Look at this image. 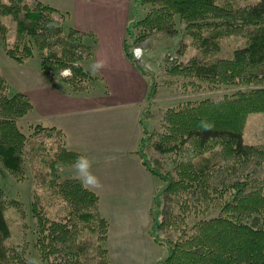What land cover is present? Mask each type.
<instances>
[{"label": "trees", "instance_id": "trees-1", "mask_svg": "<svg viewBox=\"0 0 264 264\" xmlns=\"http://www.w3.org/2000/svg\"><path fill=\"white\" fill-rule=\"evenodd\" d=\"M133 3V19L127 24L124 44L131 63L136 64L131 52L134 45L145 42L157 31L174 29L178 20L189 42L186 46L196 48L201 56L191 57L185 65H173L167 71L196 81V91L202 89L203 83L237 89L217 101L204 98L166 109L162 119L164 133L153 145L161 154L172 156L171 172L162 173L152 167L141 151L152 136L147 131L148 110L143 113V138L137 154L147 171L167 184L163 192L173 198L180 210L168 221L161 220L163 192L155 194L149 234L155 243L168 248L166 259L157 264H264V191L254 181L238 180L225 191H218L219 194H205L206 201L219 212L193 225L187 221L192 215L193 195L207 189L214 171L226 165L235 170L250 163L264 164V148L247 145L243 138L247 117L264 113V0L244 7L236 5V0H134ZM144 5H151L152 9L142 17L139 8ZM64 16L40 2L32 5L28 0H0V43L5 44L7 56L19 64L39 56L40 71L53 87L84 95L89 85L82 83L95 77L80 63L93 57L94 42H89L88 36L75 28L66 31ZM238 34L246 42L234 47L227 40ZM213 53L222 56L212 58ZM138 69L146 75L143 69ZM63 70H70L71 76L63 77ZM153 94L152 86L150 100ZM30 112L34 113L31 100L21 92H14L0 73V163L15 176H20L23 158L29 155L28 140L16 120ZM36 136L42 139L38 146L31 147V154H35L30 159H40L44 165V169L38 163V167L31 165L35 180L42 187V193L36 195L45 202L43 207L52 197L49 208L66 210L70 218L63 219L60 214L58 218L43 219L37 214L41 218L37 247L43 262L110 264L99 244L106 240L109 224L97 213L98 197L80 179L60 184L56 175L58 163L75 165L81 154L66 149L59 129L38 126ZM48 138L53 140L51 147L46 144ZM155 207L158 213L153 216ZM7 208L0 188V264H19L22 257H17L9 242ZM167 226L178 233L175 240L161 239L159 232Z\"/></svg>", "mask_w": 264, "mask_h": 264}, {"label": "rangeland", "instance_id": "rangeland-1", "mask_svg": "<svg viewBox=\"0 0 264 264\" xmlns=\"http://www.w3.org/2000/svg\"><path fill=\"white\" fill-rule=\"evenodd\" d=\"M28 1L32 5H34L35 2H38L37 0ZM258 2L259 0H236V5L244 7L255 5ZM133 4L131 7L132 9ZM151 9V5H144L139 8V11L143 17ZM131 19H133L132 15ZM63 21L64 29L66 31L73 28L66 21V15L64 16ZM182 29L183 25L177 20L174 29L157 31L153 35L149 36L145 42L140 43L139 45L136 44L131 49V52H133L136 47H140L142 45V51L140 54L141 57L137 59L134 57L136 62L135 66L136 68L139 67L146 72L145 76L150 88L152 86L154 88L152 100L147 98L145 103V109L148 110V116L146 118L148 127L147 131L149 133L152 132L153 137L151 136V140H149L147 145L145 144V146L141 148V151L143 149L142 153L147 156L150 165L162 173L172 171L173 168L170 164L172 156L168 154H161L159 151L154 149L153 144L158 141V136L164 133L162 128V119L166 109L168 107H175L185 101H196L204 98L217 101L222 99L224 95L231 94L237 90L231 89L232 87H216L213 84L209 85L207 83H203L201 86L202 89L196 91V81L183 75L170 74L167 71V68L173 65H185L191 57L196 55L201 56V53L198 52L196 48H189V46H186L188 39ZM13 34L14 32L12 31L10 34L12 39ZM234 36L228 37V43H232L234 47L244 45L246 40L241 37V34H238L237 37ZM87 39L91 43L92 41L94 42L91 38ZM128 43L130 44L131 42L129 41ZM4 46L5 44L1 42L0 73L4 78H7L8 81L6 78L5 80L14 92H20L18 91L19 89L30 85V81H32V71L39 66L40 57L36 56L30 60L29 64L21 65L7 56ZM222 53L223 55H226L225 51ZM214 56L222 55H214L213 53L212 58H214ZM80 65L84 67V69L90 71L91 62H89V60L82 61ZM90 73L92 72L90 71ZM61 75L65 78L70 77L71 72L70 70H63ZM92 76L95 77L94 75ZM87 83L89 85V90L85 92L86 95L104 92L108 93L109 91L108 86H106L103 82H98L97 78H92V80H89L88 82L84 81L82 84ZM191 84H194L195 86ZM238 89L244 90L245 87H238ZM16 123L28 140L26 150L29 151L30 156L26 155L23 158L24 164L20 176L13 175L0 163V188L2 190L4 201L8 207L5 211V215L11 231L9 242L13 244L11 248H13L14 253H17V257H22L19 264H45L37 247L38 223H40L41 220L37 214L43 217V219H49V217L58 218L60 214L62 217L64 216L63 219H70L68 218L69 212L66 210L65 212H60L58 209H50L49 206H51L50 202L52 197L50 198L49 196L48 197L51 200L50 202L49 200L46 201L48 206L45 205V207H48V211H45V207H43L45 202L40 201L39 196L36 195V193H42V187L36 182L35 179H37V177H34L31 165L35 164L38 167L40 164L39 166L41 168H43L44 165L40 159L31 160L32 156L35 154H31V147L37 144L39 145V141L42 139L40 136H36L37 127H50V125L46 124L45 121H41L35 113L31 112L24 118L16 120ZM245 123L246 124L243 130L244 142L247 145L264 148V113L250 114ZM144 137L146 138L147 135ZM46 142L48 147H51L53 140L48 138ZM66 149L68 148L66 147ZM36 163H38V165ZM75 166L76 164L66 166L58 163L56 175L60 184L69 179H79L76 175H73V173L75 174L74 169L77 168H75ZM231 167V165H226L225 167H222V169L214 171L212 177L207 181V189L205 191L200 189L195 195H193L192 198L194 199V202L191 204L192 215L189 216L187 220L189 224L193 225L199 219L213 217L219 212L217 207L206 201L205 194L207 193L214 195L215 192L217 193L220 190L225 191L226 187L231 183L238 180L243 181L245 179L254 181V184L262 187L264 191V164L257 165L255 163H250L235 170H232ZM154 179L155 184L157 185H155V187L158 188L155 189V194L159 192L162 193L167 184L156 177ZM87 190L92 192L89 188H87ZM95 195L98 197V215L105 219L109 226L110 222H112L114 229L124 232L120 239L118 236L112 234L108 243V226L106 240L100 241L99 243L106 251V259L109 260L110 264H157L159 261L166 259L168 255L167 246L155 243L153 239L150 238L151 236L149 237V235L145 232V227L142 225L143 212L139 214L138 212H135L137 210H130L126 206H120L119 202L115 199L113 201L114 206H112V208L111 206L110 208L107 207L106 209L108 210H106V213L101 209L100 197L97 194ZM35 208L39 211H35ZM159 210L162 213L161 220L164 221H168L171 215H178L180 213L179 207L173 198L168 193L164 192L161 198V207ZM152 213L153 216L157 215L158 211L156 207ZM103 214H106L111 221L104 217ZM73 217H75V215H73ZM159 235L163 240H175L178 237V233L172 228L169 229L168 226L163 227L159 232ZM99 237L100 234L98 238Z\"/></svg>", "mask_w": 264, "mask_h": 264}, {"label": "crops", "instance_id": "crops-1", "mask_svg": "<svg viewBox=\"0 0 264 264\" xmlns=\"http://www.w3.org/2000/svg\"><path fill=\"white\" fill-rule=\"evenodd\" d=\"M37 1L64 13L73 28L94 40L89 70L109 91L70 94L62 87H53L39 66L32 71L30 85L18 91L31 100L41 121L62 131L65 147L81 154L90 164L89 171L102 187L84 186L100 197L102 211L107 213L106 208H112L116 199L120 206L143 212L142 225L150 237L151 211L158 188L155 176L147 171L137 154L150 85L124 51L133 0ZM95 63H102L103 67L94 71ZM74 170L73 175L82 181L78 169ZM123 233L110 222L108 243L112 234L120 239Z\"/></svg>", "mask_w": 264, "mask_h": 264}, {"label": "clouds", "instance_id": "clouds-1", "mask_svg": "<svg viewBox=\"0 0 264 264\" xmlns=\"http://www.w3.org/2000/svg\"><path fill=\"white\" fill-rule=\"evenodd\" d=\"M103 67L102 63H95L92 65L93 70H99ZM76 167L78 169L79 174L82 177V184H86L91 187L100 188L102 187L99 179L91 174L89 171L90 164L85 160V158H80L77 160Z\"/></svg>", "mask_w": 264, "mask_h": 264}, {"label": "built area", "instance_id": "built-area-1", "mask_svg": "<svg viewBox=\"0 0 264 264\" xmlns=\"http://www.w3.org/2000/svg\"><path fill=\"white\" fill-rule=\"evenodd\" d=\"M141 51H142V45L140 47H136L134 50H133V55L134 57L137 59V58H140V54H141Z\"/></svg>", "mask_w": 264, "mask_h": 264}]
</instances>
